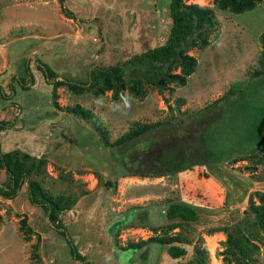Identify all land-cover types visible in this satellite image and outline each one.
<instances>
[{
	"label": "rangeland",
	"instance_id": "374dc122",
	"mask_svg": "<svg viewBox=\"0 0 264 264\" xmlns=\"http://www.w3.org/2000/svg\"><path fill=\"white\" fill-rule=\"evenodd\" d=\"M253 1L254 8L235 13L218 8L214 0H183L209 9L213 20L206 42L188 51L195 61L185 83L163 85L152 81L151 72L128 66L117 100L110 90L95 87L75 94L59 86V109L53 104V80H47L39 63L59 78L87 82L92 67L163 44L171 25L170 0H65L76 19L63 14L59 0H0V121L7 123L0 131V149L42 159L39 173L33 170L31 177L54 196L75 200L60 214L66 230L62 235L40 207L29 203L25 185L14 199L0 196V264H176L181 260L155 242L134 251H121L115 242L125 246L178 231L166 226L181 217L189 222L181 228L191 241L187 258L193 246L205 245L208 264H264V232L245 212L250 195L264 192V153L160 177L123 176L125 171H147L160 148L172 143L186 147L197 125L205 126L241 97L260 68L264 0ZM135 78L142 79L144 93L138 96L130 90ZM236 82H241L238 93L216 109L200 111ZM259 89L264 97V82ZM75 104L95 117L64 110ZM137 124L156 126L139 138L115 143ZM6 180L0 169V184ZM169 203L194 212L167 220L163 208ZM133 208L139 226H122L112 235L114 222L133 219L126 213ZM144 212L150 217L147 223ZM22 219L31 232L23 231ZM69 239L84 260L72 257Z\"/></svg>",
	"mask_w": 264,
	"mask_h": 264
},
{
	"label": "trees",
	"instance_id": "16d2710c",
	"mask_svg": "<svg viewBox=\"0 0 264 264\" xmlns=\"http://www.w3.org/2000/svg\"><path fill=\"white\" fill-rule=\"evenodd\" d=\"M220 9L230 7L233 12L239 13L250 10L255 7L253 0H214ZM63 14L69 18H75L74 13L65 5V0H59ZM169 14L171 25L165 42L159 46L148 48L140 53L132 54L127 59L107 66H94L88 72L87 82L72 80L69 78H59L55 73L49 72L48 65L38 64V68L46 76L47 80L52 82L53 104L56 108L61 106L56 101V88L65 86L75 94H81L85 90L97 87L101 90L112 91V98L117 100L119 94L125 88L124 70L128 66L137 67L152 73L153 82L163 84L167 81L185 83L186 76L194 69V57L188 54V51L200 43L206 42L207 28L212 26V14L206 7L197 4H185L183 0H170ZM262 50L260 52V68L252 73L250 84L244 88L239 99L230 102L224 109L215 113L213 118L205 126H196L197 133L192 134L193 141L186 147L182 144L174 143L160 148L155 154V160L150 168L138 173L125 171L123 176H133L139 174L142 177H160L170 173H177L186 170H192L196 166H206L211 163L228 162L238 158L252 159L258 153H264V97L260 93L259 85L264 82V31L260 34ZM180 67L182 73L172 72ZM25 71L29 74L28 83L34 82L33 75L26 66ZM255 77H262L255 82ZM241 82H236L226 93L201 109V112L216 109L221 101L230 95L239 91ZM27 88L26 86H23ZM130 90L135 95L144 93L142 89V79L135 78L130 84ZM65 111L76 114L86 119H92V113L83 108L80 104L66 106ZM96 121V118H95ZM160 124V123H159ZM157 124V125H159ZM5 121H0V131L7 128ZM98 126V124H97ZM156 124H137L134 128L127 131L115 143L123 144L128 140L141 137L144 133L155 127ZM171 143V142H170ZM44 161L35 160L30 154H19L17 151H2L0 149V169L6 172L7 180L0 184V196L4 199H14L23 185L27 188V197L31 205L42 209L48 223L65 235V225L60 214L69 210L75 203L73 199H66L65 196H54L44 187L42 181L32 178L33 170L39 173ZM49 192V193H48ZM255 195L258 204L255 203ZM186 202V201H185ZM170 207L171 212H166ZM188 208V209H187ZM165 218H176L177 214H185L188 211L194 212L189 206L183 204L169 203L164 205ZM135 208L127 214H132V220L123 222L118 220L110 227L111 234L116 229L124 226H139L134 221ZM247 214L252 215L254 226L264 232V192L255 191L249 197V206L245 210ZM124 213V214H126ZM145 222H149L150 217L144 212L141 216ZM168 217V218H167ZM181 217V216H180ZM125 218V216H124ZM181 220H174L167 224V230L172 233L164 232L160 236H150L147 239L128 242L125 246H118L121 251L140 250L149 243H157L165 248L166 253L172 259H179L176 264H208V250L205 245L193 246L190 257L187 258L190 251L188 245L190 239L182 233L181 228L189 224L182 217ZM21 227L23 231H30L24 219ZM141 224V223H139ZM142 225V224H141ZM72 257L77 260H84L76 246L69 239L67 240ZM257 248V247H256ZM142 258L145 256L142 254ZM187 260H186V259ZM186 260V261H184Z\"/></svg>",
	"mask_w": 264,
	"mask_h": 264
}]
</instances>
